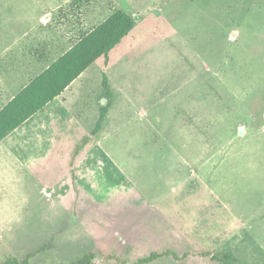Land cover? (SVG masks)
<instances>
[{"label": "rangeland", "instance_id": "374dc122", "mask_svg": "<svg viewBox=\"0 0 264 264\" xmlns=\"http://www.w3.org/2000/svg\"><path fill=\"white\" fill-rule=\"evenodd\" d=\"M118 8L136 23L108 62L100 58L113 94L102 96L111 106L99 139L111 143L131 196L143 201L110 205L101 220L122 234L152 203L162 208L164 239L174 230L162 250L189 255L173 264H224L226 253L232 264H264V0H0V28L12 29L13 39L33 26L19 46L42 48V27L34 25L50 9L66 26L57 31L68 46ZM7 214L2 223L14 215ZM14 240L9 223L0 228V264L11 257L71 264L89 252L94 264H118L54 236ZM116 255L137 259L121 248Z\"/></svg>", "mask_w": 264, "mask_h": 264}, {"label": "crops", "instance_id": "0c3cea01", "mask_svg": "<svg viewBox=\"0 0 264 264\" xmlns=\"http://www.w3.org/2000/svg\"><path fill=\"white\" fill-rule=\"evenodd\" d=\"M61 4L64 2L57 3L52 10ZM52 10H47L45 18L39 17L34 25L42 27V48L36 43L19 46V36L29 35L33 26L13 39L9 38L13 36L12 29L0 28V109L74 43H68V46L59 43L57 30L66 26L58 22L59 16ZM37 50L40 55L33 54ZM103 72L106 73L98 58L43 110L0 140V228H7L9 223L15 238L13 243H45L54 236L67 247L73 241L74 245L88 246L87 251H101L116 257H119L116 253L121 248L136 256L134 262L153 252L170 250L174 253L169 245L162 250L168 240L173 242L174 230L168 231L169 236L164 239L163 211L159 205L160 209H155V204L147 203L151 207L148 215L137 218L132 230L122 234L101 217L110 205L121 206L124 204L120 205V202L128 199L137 204L143 201V196L136 191V195L131 196L133 184L109 152L111 143L99 139L110 107L100 130L92 134L103 106ZM85 137L90 140L75 153ZM3 212L9 213L5 218L14 214L10 222L2 223ZM24 212L28 221L22 223L18 213ZM168 223L174 227L170 220ZM85 254L75 258H82ZM97 258L100 259V254ZM158 259L163 264L183 260L163 255L144 264H154Z\"/></svg>", "mask_w": 264, "mask_h": 264}, {"label": "trees", "instance_id": "16d2710c", "mask_svg": "<svg viewBox=\"0 0 264 264\" xmlns=\"http://www.w3.org/2000/svg\"><path fill=\"white\" fill-rule=\"evenodd\" d=\"M135 23L133 15L122 8H118L89 32L80 35L66 52L31 79L27 85L0 109V140L30 116L43 110L50 101L61 94L95 60L103 58L106 63L109 60V53L126 38L134 28ZM102 87L104 96L107 98L111 97L112 91L105 72H103L102 76ZM109 107L110 103H106L100 107V116L92 134L100 130ZM89 140L90 137H85L77 146L75 153H78ZM163 255H172L175 259L179 260L187 256V253L178 256L170 250H166L163 253L153 252L148 257L138 259L133 264L149 263ZM202 255L207 256V254ZM93 258L94 253L89 252L71 264H93ZM107 258L116 259L122 264H128L114 255H107ZM227 258L229 260V258L233 257L231 254L226 253L223 263L232 264ZM2 264L31 263L27 259L20 260L11 257Z\"/></svg>", "mask_w": 264, "mask_h": 264}]
</instances>
